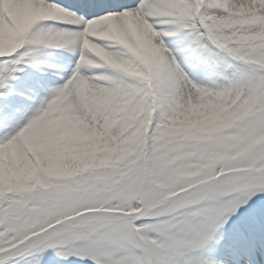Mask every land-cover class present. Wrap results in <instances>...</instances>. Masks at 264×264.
<instances>
[{
  "label": "snow or ice",
  "instance_id": "1",
  "mask_svg": "<svg viewBox=\"0 0 264 264\" xmlns=\"http://www.w3.org/2000/svg\"><path fill=\"white\" fill-rule=\"evenodd\" d=\"M0 264H264V0H0Z\"/></svg>",
  "mask_w": 264,
  "mask_h": 264
}]
</instances>
